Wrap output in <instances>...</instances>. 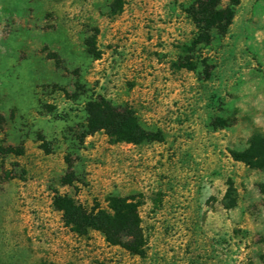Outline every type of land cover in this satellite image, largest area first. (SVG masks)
<instances>
[{"label": "rangeland", "instance_id": "obj_1", "mask_svg": "<svg viewBox=\"0 0 264 264\" xmlns=\"http://www.w3.org/2000/svg\"><path fill=\"white\" fill-rule=\"evenodd\" d=\"M184 1L0 0V264H264V171L242 158L264 146V0L194 48ZM100 97L142 136L89 132ZM54 191L127 198L144 254L72 232Z\"/></svg>", "mask_w": 264, "mask_h": 264}, {"label": "trees", "instance_id": "obj_2", "mask_svg": "<svg viewBox=\"0 0 264 264\" xmlns=\"http://www.w3.org/2000/svg\"><path fill=\"white\" fill-rule=\"evenodd\" d=\"M222 1L187 0L179 4L193 26L190 40L192 48L209 45L213 32L220 35L227 32L234 15L233 7L237 1L229 0L230 3L225 5ZM185 45L186 43L182 47ZM86 112L89 132L104 130L115 141L125 142L139 139L143 134L135 113L129 106H118L100 97L87 102ZM258 145L256 143L253 148L246 151V155L242 158L247 164L264 171V146L259 149ZM233 155L239 157L234 153ZM52 204L61 212L64 225L72 232L85 234L90 229L99 230L108 242L118 244L132 254H144L145 240L139 227L138 215L134 204L127 198L115 199V204L110 210L99 207L89 209L67 193L54 191ZM41 264L56 263L44 261Z\"/></svg>", "mask_w": 264, "mask_h": 264}]
</instances>
